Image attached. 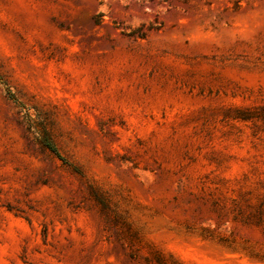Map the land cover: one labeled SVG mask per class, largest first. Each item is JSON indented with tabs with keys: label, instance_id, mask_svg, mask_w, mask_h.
<instances>
[{
	"label": "rangeland",
	"instance_id": "1",
	"mask_svg": "<svg viewBox=\"0 0 264 264\" xmlns=\"http://www.w3.org/2000/svg\"><path fill=\"white\" fill-rule=\"evenodd\" d=\"M0 264H264V0H0Z\"/></svg>",
	"mask_w": 264,
	"mask_h": 264
},
{
	"label": "trees",
	"instance_id": "2",
	"mask_svg": "<svg viewBox=\"0 0 264 264\" xmlns=\"http://www.w3.org/2000/svg\"><path fill=\"white\" fill-rule=\"evenodd\" d=\"M54 151H57L56 148H54L52 145L50 146Z\"/></svg>",
	"mask_w": 264,
	"mask_h": 264
}]
</instances>
